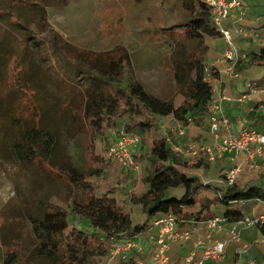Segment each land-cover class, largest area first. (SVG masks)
I'll return each mask as SVG.
<instances>
[{
  "label": "rangeland",
  "instance_id": "1",
  "mask_svg": "<svg viewBox=\"0 0 264 264\" xmlns=\"http://www.w3.org/2000/svg\"><path fill=\"white\" fill-rule=\"evenodd\" d=\"M187 18L179 0H0V264L4 244L18 251V264H34L30 251L35 241L29 222L31 217L41 216L51 207L69 209L71 194L65 173L68 166L84 173L94 168L103 173H117L118 177L111 179L116 203L129 212L132 223L144 225L146 217L132 198L146 189L143 177L148 163L136 162L137 171L109 164L107 147L111 132L123 126V121L101 135L91 134L78 118L82 115L79 107L84 101L86 75L66 64L71 60L86 70L83 59L91 53L117 55L122 50L128 57L125 64L128 75L151 93L178 103L181 96L174 84L169 58L176 39L189 49L194 43L182 39L183 30L175 29L177 34L172 35L162 28ZM204 66L210 71L207 60ZM172 121L158 118L160 133L155 135L168 136L174 152L186 162L178 169L197 177L210 195L226 189L227 173L239 164L233 183L239 187L264 188V165L260 159H255L257 168L250 169L243 162V154L209 159L208 153L198 150L208 148L214 152L217 147L207 119L201 126L180 125L182 134L177 122ZM252 125L264 133L260 118ZM34 126L52 136L47 162L40 155L26 160L16 154L25 133ZM120 172L127 174L126 180L120 178ZM182 193L183 188H177L171 194ZM200 201L196 211L210 212L212 216L224 213V207L209 204L203 207L207 200L201 197ZM235 207L250 218L261 212L257 209V213H251L252 202L234 203L231 209ZM71 221L73 226H81L76 216ZM205 222L185 226L190 230L187 242L193 233L197 237L206 235L200 238L199 247L224 239L212 233L207 243L209 230ZM231 225L225 223L222 231L215 234H226ZM246 227L250 226L241 227V231ZM244 244L238 254L246 251ZM148 256L149 251L141 252L127 261L118 259L115 264H133L135 258L147 260Z\"/></svg>",
  "mask_w": 264,
  "mask_h": 264
},
{
  "label": "trees",
  "instance_id": "2",
  "mask_svg": "<svg viewBox=\"0 0 264 264\" xmlns=\"http://www.w3.org/2000/svg\"><path fill=\"white\" fill-rule=\"evenodd\" d=\"M179 2L188 18L162 28L172 35L177 34L175 29L183 30L182 39L194 43V47L189 49L176 39L169 58L174 84L181 96L178 103L151 93L140 81L128 75L125 69L128 57L122 50L117 55L91 53L83 59L86 70H81L71 60L66 66L86 75L87 83L82 94L84 101L79 107L82 115L78 118L91 134L101 135L116 122L123 121L124 130L136 133L140 138V151L137 153V149L133 157L135 162L148 163L143 177L146 189L132 200L140 204L146 218L170 211L177 217L179 225L186 226L214 216L210 212L196 211L201 205L197 194L203 184L197 177L178 169L186 162L174 152L165 135H155L160 133L156 121L170 117L181 126L205 123L212 87L204 79L206 46L203 41L206 37L220 34L212 26L211 8L203 0ZM250 65H264V46L259 52L238 57L233 70L239 72ZM209 73L211 78L216 74L212 68ZM72 76L75 75L72 73ZM24 137L16 149L18 158L32 160L40 155L47 162L52 136L34 126ZM110 160L109 164L117 168L118 164ZM65 173L71 194L69 209L51 207L41 216L31 217L29 222L30 234L35 241L30 251L34 264H99L108 255L112 240L145 233V224L132 223L129 212L116 203L111 179L118 177L117 173H103L99 168L84 173L72 166H68ZM126 175L119 173L122 180H126ZM178 187L183 188L180 196L166 195L167 190ZM248 201L264 203V188L258 185L239 187L233 183L224 191L215 193L214 199L206 201L203 207H208V204L214 208L222 206L225 210L221 216L225 222L235 223L244 214L240 207L231 209L232 204ZM73 216L80 219V227L73 226ZM4 247L2 264H18V251L5 244Z\"/></svg>",
  "mask_w": 264,
  "mask_h": 264
},
{
  "label": "built area",
  "instance_id": "3",
  "mask_svg": "<svg viewBox=\"0 0 264 264\" xmlns=\"http://www.w3.org/2000/svg\"><path fill=\"white\" fill-rule=\"evenodd\" d=\"M203 1L211 8L212 26L231 47L224 53V58L229 61L235 60V49L231 41L232 32L225 25V20L232 9L237 10L240 13L239 15L242 16V0ZM234 31L245 38L257 35L255 30L246 29L241 26L235 27ZM204 79L209 82L211 81V75L207 68H205ZM258 92H264V88H260L256 81H248L245 84L244 91L238 97V101L243 102ZM222 100V96L212 97L207 114L209 131L216 138L217 147L214 152H211L208 148H199L198 150L208 153L209 159L222 157L224 154L231 155L233 158L237 157L238 154H243V162L250 169L257 168L255 163V159L257 158L264 165V133L258 131L253 126L245 124L237 126L235 132H233V125L224 113ZM178 128L180 134H182V127L179 125ZM165 138L172 147L167 135H165ZM139 145L140 138L138 134L126 132L123 126L117 127L111 132L107 147L108 158L114 160L121 167L137 171L139 165L134 161L133 153L136 152ZM240 166L241 164L237 165L227 173L226 185H232L234 178L240 170ZM205 223L209 230L207 234L209 238L212 233L222 231L223 225L226 222L224 217L219 215L206 220ZM259 224H264V215L252 218L244 216L241 220L232 223L226 231V238L222 241H214L205 247L202 259L197 261L196 264H205V261L211 259L216 261L222 260L224 258L225 247L228 243L241 242V227ZM145 226V233L125 237L120 240H112L108 255L99 264H115L118 259L127 261L133 254H139L143 251H149L147 260L135 258L133 264H172L169 254L170 246L173 243L187 241L190 238V230L185 226L180 227L177 217L170 211L153 216ZM249 246L244 244V250H247ZM191 263L192 257L188 256L185 258L183 264ZM248 264H264V259H251L248 261Z\"/></svg>",
  "mask_w": 264,
  "mask_h": 264
},
{
  "label": "crops",
  "instance_id": "4",
  "mask_svg": "<svg viewBox=\"0 0 264 264\" xmlns=\"http://www.w3.org/2000/svg\"><path fill=\"white\" fill-rule=\"evenodd\" d=\"M242 8V16L239 15L240 13H238L237 10L232 9L228 18L225 20V25L230 28L232 32L231 41L235 49V60L238 57L244 58L245 55L250 52H259L261 47L264 46V0H242ZM238 26L245 27L246 29H253L256 31L257 35L245 38L234 31V28ZM203 43L206 46L203 63L207 60L210 64V69L212 68L216 72L210 81L212 97H223V110L233 125V132H235L236 127L240 124L253 126L252 124L257 118L261 119L262 126H264V92H258L243 102L238 101V97L244 91L246 82L253 80L257 82L260 88H264V65H250L242 71L235 72L233 70L235 60L229 61L224 58V53L231 47L221 35L206 37ZM164 118L170 119V117ZM172 120L174 119L171 118V121ZM172 122L175 124V120ZM179 125V123H176L177 127H179ZM164 132L166 131L164 130ZM175 189L177 188L167 190L166 195H172L171 193ZM208 192L209 190L206 188L199 189L197 198L200 199L202 197L204 200L211 201L214 199L215 194L210 195ZM248 202L254 204V208H251L252 214L257 213V209H259L261 210L259 215H264V203L255 201ZM246 203L247 202L244 204ZM150 219L151 218H146L144 224L146 225ZM228 224L232 223H227V225ZM179 226L181 227V225ZM213 234L215 236L222 235L221 237L224 239L227 236L225 233L215 234L214 232ZM205 236L204 234L203 237H197V235L195 236L193 233L190 242L182 241L173 243L169 250L171 263L183 264L185 258L191 256V264H196L204 253L205 246L199 247L201 246L199 241L201 240L200 238L203 239ZM208 242L209 238L207 237V243ZM244 243H250L249 249L244 253L238 254ZM225 254L224 259L221 261L211 259L204 263L248 264L250 259H264V224L244 228L241 231V242L228 243L225 247Z\"/></svg>",
  "mask_w": 264,
  "mask_h": 264
}]
</instances>
